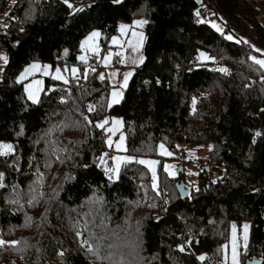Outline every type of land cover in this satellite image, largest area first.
Returning <instances> with one entry per match:
<instances>
[{
	"label": "trees",
	"instance_id": "trees-1",
	"mask_svg": "<svg viewBox=\"0 0 264 264\" xmlns=\"http://www.w3.org/2000/svg\"><path fill=\"white\" fill-rule=\"evenodd\" d=\"M124 20L148 21L144 59L109 107L98 56L89 65L79 53L89 31L105 48ZM247 37L264 47V0H0V142L14 149L0 156V238L21 242L0 247V264H222L245 219L264 262V71ZM35 60L79 72L47 76L33 103L20 73ZM105 113L123 117L135 156L157 155L161 141L207 144L196 187L177 189L184 162L156 188L147 165L106 173L112 151L95 126Z\"/></svg>",
	"mask_w": 264,
	"mask_h": 264
},
{
	"label": "rangeland",
	"instance_id": "rangeland-1",
	"mask_svg": "<svg viewBox=\"0 0 264 264\" xmlns=\"http://www.w3.org/2000/svg\"><path fill=\"white\" fill-rule=\"evenodd\" d=\"M136 20H138V19H136ZM210 20L213 21L214 23H216V25H218L220 28H222V23L218 19L211 18ZM135 21H129V20L122 21L120 23V26L121 25H128L129 26L127 32L122 34L121 30H120V26H119L118 31L111 35V37L108 41V44L105 48H103V46L100 43L101 30L99 28H94L91 31H89L84 36L82 42L85 41L93 32H99L100 36L98 38H96V40H95V44L98 45V47H99V54L98 55L93 54V52H91V51H85L82 48V43H81L82 49L79 53V57L85 56V55L87 57H89L91 54L98 56L99 65H100L99 70H98V74H99V76L103 75L104 77H106L108 85L110 86L109 94H108V105L114 104V103H112V97H111V93L114 89L122 92V96H123L125 88H121V84L123 83L125 73H128V72L133 73L135 68L141 64V63L133 64V63H131V60L132 59L139 60L140 57H143V59H144L143 47H144L145 30L141 26H137L135 24ZM129 31H130V33H129ZM133 31H135L138 34L135 38H133L131 35V33ZM113 38H117L120 41V44L114 45L112 43ZM246 39H247V41H249V43L254 48L253 49L254 51L252 52V56L257 57V59H264V47L261 44H259L255 39H253L251 37H247ZM129 41H131L133 44H138V48L136 51H133V49L128 46ZM257 49H259L260 51H256ZM117 51H123L124 56L129 58V62L121 63L120 62L121 58L115 57V56H113L112 61L108 66H105L101 62L109 52L115 53ZM0 56H7V58H9V50L7 48L3 47L0 51ZM7 61H8V59H7ZM4 64H6L4 62V60L0 59V65L3 66ZM32 64H40L41 66L50 65L51 66V72L53 75H55V70L57 68H59V69H61V74L65 77V79L69 78L70 73H71V75H73L71 71H70V73H68V71H65V68H62L61 66L52 67V65L49 62L42 63L40 61L35 60V61H32L31 63L27 64L21 70L20 78H21L22 74L25 73V70L27 68H29ZM73 68H76L79 70V66L76 64L70 66V70ZM263 71H264V69H263ZM111 73H118V75L115 77V80L110 75ZM48 76L52 77V75H48ZM46 77L47 76L43 75L42 72H36L33 75L27 76V78L24 79V84L26 86L28 84H31L35 80H41V81H43L42 87L44 89ZM129 79H128V81H129ZM56 84H57V82L49 83V88L54 87ZM121 99H122V97L119 99V101ZM105 119L109 120V124L105 125V129H107L108 127L118 128V131H116L115 133H109L104 129L105 135H106V144H107L109 137H111L113 144L115 145V143L119 141L120 136L123 135L124 146L127 148V135H126L124 128H123L124 127L123 117L119 114L105 113L104 116L102 117L100 123L103 122ZM115 120L122 121V125H114L113 121H115ZM0 144H12V143L8 140H2L0 142ZM161 144L164 145V149L167 152L172 153L171 156L161 154V151H162L160 149ZM107 147H108V144H107ZM108 148H110V147H108ZM207 148H208L207 144L200 145L198 143H180V142H178L177 143V149H172L165 142L161 141L159 143V146H158V154L157 155L135 156L133 154L127 153L126 151H122V150L117 151L115 149V147H112L110 149L112 151L111 157H113V156H130V157L137 158L138 160L158 161L159 163L157 165H155L156 174H157V181H156L157 187L160 186V175L163 171H165L164 168L166 165L173 166L172 168L169 169L167 174L169 176H175L176 177L179 174L180 165L183 164V162H184V165H185V169L183 167L184 173L182 174V176H179L178 179L184 178L186 180V182L188 184H190L191 188H195L197 185V182H198V170L200 167L199 166L200 165L199 158H200V156L205 155ZM114 164H115V162L113 160H111V162L109 164H106V167H108V168L114 167ZM149 169H150L151 174H152V170L150 167H149ZM169 172L174 173V175H170ZM109 174H111L114 177H117L114 173H109ZM232 225L237 226V228H236L237 245H238L237 251L239 253L238 260H239V264H240V263H242L241 250H242V248L246 249L249 245L251 221L245 219L243 221V223L240 225L239 224H232ZM244 225H248V240H247V247L246 248L244 246L245 245L244 229H243ZM232 237H233V231H232V226H231L229 240L226 243H224V246L228 245V248L225 249L223 246L222 264H232ZM225 255H227V261L226 262H225Z\"/></svg>",
	"mask_w": 264,
	"mask_h": 264
},
{
	"label": "snow or ice",
	"instance_id": "snow-or-ice-1",
	"mask_svg": "<svg viewBox=\"0 0 264 264\" xmlns=\"http://www.w3.org/2000/svg\"><path fill=\"white\" fill-rule=\"evenodd\" d=\"M67 2H68V0H65V3H67ZM114 2L115 3H120V0H114ZM69 7H72V5L69 4ZM196 15L199 16L200 13L197 12ZM200 22L203 23V21H200ZM147 23H148V21H146V20H144V21H135V24L139 25L141 27L143 25L147 24ZM212 27L216 28L217 31H221L219 26L216 25V24H213ZM128 28H129L128 25H121L120 26L121 33L122 34L126 33ZM131 35H132L133 38H135L138 34L135 31H133L131 33ZM99 36H100L99 32H93L85 41L82 42V48L85 51H91V52H93V54H97L98 55L99 54V47H98V45L95 44V40ZM226 38L229 39V40L233 39L231 36H227ZM112 43L114 45H118V44H120V41L117 38H113L112 39ZM128 46L130 48H132L133 51H136L137 48H138V44H133L131 41L128 42ZM256 51H260V50L257 49ZM113 56L120 57L121 58V60H120L121 63L129 62V58L124 56L123 51H117L115 53L109 52L104 57V59L101 62L105 66H108L111 63ZM206 58H208V57H206ZM0 59H3L4 62L7 63V59H8L7 56H0ZM250 59L253 61L254 64L259 65L260 69H264V59H257V57H255V56L250 57ZM80 60L83 63L87 64L88 57L86 55L85 56H81ZM142 62H143V57H140L139 60H136V59H132L131 60V63H133V64L142 63ZM218 70L221 71V72L227 73V69L221 68V69H218ZM65 71H68V70L65 69ZM92 71H95V69H92ZM36 72H42V74L45 75V76L52 75L53 79H55V80H64L65 83H68L67 79H65V77L61 74V69L57 68L55 70V75H53L52 72H51V66L50 65L41 66L40 64H32L29 68H27L25 70V73H23L21 78H20L21 81L26 79L27 76L33 75ZM71 72H72L73 76H77V73L79 72V70L76 69V68H73V69H71ZM132 74H133L132 72L125 73L123 83L121 84V88H125L127 86L128 79L132 76ZM110 75L115 80V77L118 75V73H111ZM84 78L85 79L87 78V72L84 73ZM100 79L103 80L104 76L101 75ZM42 85H43V81L35 80L31 84H28V85L25 86V91L27 93L28 99L31 100L33 103H38L39 102V94H40L41 91H43ZM111 97H112V103H119V99L122 97V92L117 91V90L114 89L112 91V93H111ZM195 103H196V101L193 100V106H195ZM110 106L111 105H109V107ZM94 110H95V106L94 105H88V111L89 112L94 111ZM85 120H87V117H85ZM88 123H92V122L88 121ZM108 124H109V120L105 119L103 122H101L99 124H96L95 126L97 128H100V129H105V125H108ZM113 124L114 125H122V121L115 120V121H113ZM105 130L107 132H109V133H115L116 131H118V128H116V127H108ZM256 135L259 136L260 133H257ZM107 144H108V147H110V148L115 147V149L117 151H121V150L122 151H127V148L124 146V137H123V135L120 136L119 141L116 142L115 145L113 144V141H112L111 137H109V139L107 141ZM160 149L162 150L161 151L162 155H169V156L172 155L171 152H167L164 149V145L163 144L160 145ZM13 150L14 149H13V145L12 144H0V156H7V155L11 154L13 152ZM104 155L107 156L108 154L105 153ZM112 160L115 162L114 167H111V168L106 167L105 168L106 173H114L118 177L122 165L123 166H127L128 164L133 163V162L141 164V165H148L151 168V170H152V178H153L152 187L153 188L157 187V184H156L157 174H156L155 165H157L159 163L158 161L137 160L136 158L130 157V156H113ZM100 162L103 165L107 164V161L104 160L103 157H101V161ZM172 167L173 166H171V165H166L164 170L166 172H168L169 169L172 168ZM169 174L170 175H174V173H171V172H169ZM109 179H112L111 175L109 176ZM0 180H2V175H0ZM3 186L4 185L2 183H0V187H3ZM14 202H16V201H14ZM236 228H237L236 225H232V231H233V237H232V264H239V260H238L239 253L237 251L238 245H237ZM243 229H244V241H245V245L244 246L246 248L247 247V240H248V225H244ZM77 235H81V234L77 233ZM20 243H21L20 241H5L4 239L0 238V247H4V246L7 245L9 247L15 248ZM83 243L87 245L88 241L84 240ZM224 248L227 249L228 245H225ZM88 251L92 252L94 255H97V257L101 258V259H110L111 258L110 256H108V257H100L98 248L94 250L91 246H89L88 247ZM181 251H183V248H181ZM60 254L63 255V253H60ZM200 259L203 260L204 257H200ZM226 261H227V255H225V262ZM120 264H125V262L123 260H121ZM262 264H264V262H262Z\"/></svg>",
	"mask_w": 264,
	"mask_h": 264
},
{
	"label": "water",
	"instance_id": "water-1",
	"mask_svg": "<svg viewBox=\"0 0 264 264\" xmlns=\"http://www.w3.org/2000/svg\"><path fill=\"white\" fill-rule=\"evenodd\" d=\"M183 170L182 164L180 165L179 171ZM176 186L181 195L186 196L190 193V184L186 182L184 178H180L176 181ZM263 259L258 256H253L245 260L244 264H262Z\"/></svg>",
	"mask_w": 264,
	"mask_h": 264
},
{
	"label": "built area",
	"instance_id": "built-area-1",
	"mask_svg": "<svg viewBox=\"0 0 264 264\" xmlns=\"http://www.w3.org/2000/svg\"><path fill=\"white\" fill-rule=\"evenodd\" d=\"M209 15L213 16L214 12L213 11H209ZM2 48H3V45L0 43V51H1ZM96 61H97L96 55H90V57L88 59V64L91 65V64L95 63ZM214 67H216V65H214L213 68ZM253 249H254L253 243L249 242L248 247L241 252L244 260H247L248 258H251Z\"/></svg>",
	"mask_w": 264,
	"mask_h": 264
},
{
	"label": "crops",
	"instance_id": "crops-1",
	"mask_svg": "<svg viewBox=\"0 0 264 264\" xmlns=\"http://www.w3.org/2000/svg\"><path fill=\"white\" fill-rule=\"evenodd\" d=\"M129 33H130V31H129Z\"/></svg>",
	"mask_w": 264,
	"mask_h": 264
}]
</instances>
